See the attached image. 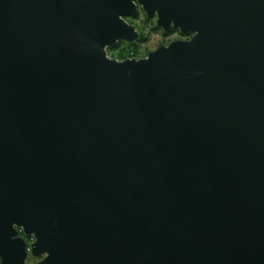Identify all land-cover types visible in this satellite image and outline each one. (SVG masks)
Masks as SVG:
<instances>
[{"label":"water","instance_id":"1","mask_svg":"<svg viewBox=\"0 0 264 264\" xmlns=\"http://www.w3.org/2000/svg\"><path fill=\"white\" fill-rule=\"evenodd\" d=\"M139 6L189 40L145 58ZM264 264V0H0V264Z\"/></svg>","mask_w":264,"mask_h":264},{"label":"rangeland","instance_id":"2","mask_svg":"<svg viewBox=\"0 0 264 264\" xmlns=\"http://www.w3.org/2000/svg\"><path fill=\"white\" fill-rule=\"evenodd\" d=\"M125 19L135 28L137 38L134 41L119 40L114 45L107 48L109 57L122 61L127 58L141 59L145 58L155 51L160 46H168L170 43L176 40H189L193 33L182 34L178 28L171 26L169 31H165L161 27L157 29V14L148 16L141 6L136 15H127ZM166 33H165V32ZM189 37V38H188ZM188 38V39H186ZM19 236H22L28 242L27 245L31 246L35 238L32 235H26L22 229L17 228ZM26 264H36L41 261L44 256L34 257L31 255V251Z\"/></svg>","mask_w":264,"mask_h":264},{"label":"built area","instance_id":"3","mask_svg":"<svg viewBox=\"0 0 264 264\" xmlns=\"http://www.w3.org/2000/svg\"><path fill=\"white\" fill-rule=\"evenodd\" d=\"M27 251H29V252L31 251V248L28 245H27Z\"/></svg>","mask_w":264,"mask_h":264},{"label":"flooded vegetation","instance_id":"4","mask_svg":"<svg viewBox=\"0 0 264 264\" xmlns=\"http://www.w3.org/2000/svg\"><path fill=\"white\" fill-rule=\"evenodd\" d=\"M164 32H165V31H164ZM165 33H166V32H165ZM192 36H193V35H192ZM188 38H189V37H188ZM188 38H186V39H188ZM190 38H191V37H190ZM190 38H189V39H190Z\"/></svg>","mask_w":264,"mask_h":264},{"label":"trees","instance_id":"5","mask_svg":"<svg viewBox=\"0 0 264 264\" xmlns=\"http://www.w3.org/2000/svg\"><path fill=\"white\" fill-rule=\"evenodd\" d=\"M157 29H159V27H156ZM28 243V242H27Z\"/></svg>","mask_w":264,"mask_h":264}]
</instances>
